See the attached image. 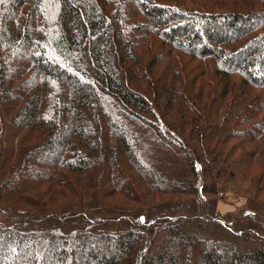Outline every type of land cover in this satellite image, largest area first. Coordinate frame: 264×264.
I'll use <instances>...</instances> for the list:
<instances>
[{
	"label": "trees",
	"instance_id": "16d2710c",
	"mask_svg": "<svg viewBox=\"0 0 264 264\" xmlns=\"http://www.w3.org/2000/svg\"><path fill=\"white\" fill-rule=\"evenodd\" d=\"M210 1L0 0V264H264V0Z\"/></svg>",
	"mask_w": 264,
	"mask_h": 264
},
{
	"label": "rangeland",
	"instance_id": "374dc122",
	"mask_svg": "<svg viewBox=\"0 0 264 264\" xmlns=\"http://www.w3.org/2000/svg\"><path fill=\"white\" fill-rule=\"evenodd\" d=\"M189 1V0H187ZM195 1L196 3L194 2H190L188 3L189 5H194L196 7H199L200 9L202 10H209V11H218V10H221L222 8H214L213 6L209 7V6H206V5H209L211 4V1L210 0H193ZM182 2V1H181ZM184 2V1H183ZM208 2V3H207ZM185 3V2H184ZM186 4V3H185ZM204 4V5H203ZM206 7V8H205ZM250 7V6H248ZM205 65V64H204ZM210 69V68H209ZM237 93H239V90L237 91ZM256 94L258 93H261L263 94L264 96V91L263 90H258V91H255ZM260 94V95H261ZM258 161V165L257 166H260L261 167L264 165V159H257ZM240 204H241V200L239 199L238 196H236L235 194L233 193H228L227 195H223L220 199V209L222 211H226V210H237L240 208Z\"/></svg>",
	"mask_w": 264,
	"mask_h": 264
},
{
	"label": "water",
	"instance_id": "95a60500",
	"mask_svg": "<svg viewBox=\"0 0 264 264\" xmlns=\"http://www.w3.org/2000/svg\"><path fill=\"white\" fill-rule=\"evenodd\" d=\"M142 221H145V218L144 217L142 218Z\"/></svg>",
	"mask_w": 264,
	"mask_h": 264
}]
</instances>
